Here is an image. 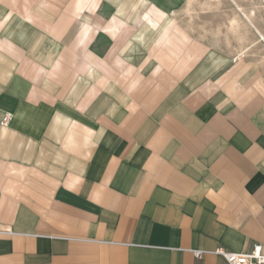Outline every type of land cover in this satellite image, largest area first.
Masks as SVG:
<instances>
[{
  "label": "crops",
  "instance_id": "crops-1",
  "mask_svg": "<svg viewBox=\"0 0 264 264\" xmlns=\"http://www.w3.org/2000/svg\"><path fill=\"white\" fill-rule=\"evenodd\" d=\"M256 244L264 66L158 0H0V264H228L216 250Z\"/></svg>",
  "mask_w": 264,
  "mask_h": 264
},
{
  "label": "rangeland",
  "instance_id": "rangeland-1",
  "mask_svg": "<svg viewBox=\"0 0 264 264\" xmlns=\"http://www.w3.org/2000/svg\"><path fill=\"white\" fill-rule=\"evenodd\" d=\"M158 1L163 3L169 9H172L173 11H175L177 13V17L182 22V24H184L193 34H195L196 37L206 41L209 45H211L218 52L226 54L227 56H230V57H239V51L241 49L240 41L237 38V36H233V34L229 33L228 28L230 27V21L234 17L235 13L236 14L239 13L242 17H244V13L246 12L248 13L254 9L255 0H234V1L223 0V5L220 7L221 10L219 9L217 10V12L215 11L211 13H208L207 11L203 13L204 11L203 10L201 11L199 4H194L193 7H189L188 6L189 0H158ZM190 9L191 11L192 10L193 11L191 12ZM185 12L189 15H187ZM254 26L256 29H260L264 33V12L263 11L260 10L257 12L256 19L254 20ZM215 28H218V29H215ZM214 31L217 33L220 31V33L215 34ZM211 33L213 34V36L211 35ZM223 36L225 38H223ZM208 37L209 39H207ZM227 38L230 40L232 39V40L228 42ZM250 38L252 40H256L255 41L256 43L254 44L251 50L252 52L249 54L248 57L252 59L253 61L260 63L261 66H264V63H263L264 43L258 40L257 36L251 35ZM216 42L218 43L220 42L219 44L221 45L217 44ZM225 42H226V45H224ZM228 44L229 46H227ZM232 44L234 46H231ZM230 46L233 47L234 49L231 48Z\"/></svg>",
  "mask_w": 264,
  "mask_h": 264
},
{
  "label": "bare ground",
  "instance_id": "bare-ground-1",
  "mask_svg": "<svg viewBox=\"0 0 264 264\" xmlns=\"http://www.w3.org/2000/svg\"><path fill=\"white\" fill-rule=\"evenodd\" d=\"M234 1V0H232ZM253 3V2H252ZM194 4H199L201 11L203 10L205 13V11H207L208 13L211 12H217V10L220 9V7L223 5V0H189L188 2V6L189 7H193ZM198 6V5H197ZM196 7V6H195ZM194 7V8H195ZM187 9V8H186ZM193 9V8H192ZM240 9V8H239ZM221 10V9H220ZM263 11L264 12V0H255L254 1V9L251 10L250 12H246L244 13V17H242L239 13L234 15V17L231 19L230 21V27L228 28L229 33L233 34V36H237V38L240 41L241 44V49L239 51V57H248L249 54L252 52V48L254 46V44L256 43V40H252L250 37L252 36H257L258 40H260L262 43H264V33L260 30V29H256L254 26V20L256 19L257 16V12L258 11ZM191 11V9H190ZM193 11V10H192ZM191 11V12H192ZM189 12V10H188ZM195 12V11H194ZM186 13V12H185ZM196 13V12H195ZM179 14V13H178ZM187 14V13H186ZM177 15V13H176ZM181 15V14H180ZM189 15V14H187ZM195 15V14H194ZM198 15V14H197ZM227 26V25H226ZM228 27V26H227ZM218 29V28H215ZM221 29V28H220ZM193 30V29H192ZM216 31V30H215ZM214 31V32H215ZM227 32V31H226ZM217 32H215L216 34ZM220 31L217 33L219 34ZM228 34V33H227ZM211 35L213 36V34L211 33ZM211 36V37H212ZM220 36V35H219ZM226 36V35H225ZM232 36V37H233ZM218 37V36H217ZM204 38V37H203ZM216 38V37H215ZM221 38V37H220ZM223 38H225L223 36ZM229 38V36H228ZM228 42H230L231 40L228 39ZM234 38V37H233ZM205 39V38H204ZM209 39V37L207 38ZM211 39V38H210ZM214 39V38H213ZM235 39V38H234ZM212 40V39H211ZM225 40V39H224ZM215 41V40H213ZM212 41V42H213ZM224 42V41H223ZM234 42V41H233ZM210 43V42H209ZM217 44H219L218 42H216ZM221 45V44H219ZM226 45V42L225 44ZM229 46V44L227 45ZM226 46V47H227ZM231 46H234L233 44ZM230 46V47H231ZM237 46V45H236ZM233 48V47H231ZM237 48V47H236ZM220 49V48H219ZM234 49V48H233ZM222 50V49H221ZM227 50V49H226ZM232 53V52H231ZM236 53V52H235ZM238 54V53H237ZM263 63H264V57H263Z\"/></svg>",
  "mask_w": 264,
  "mask_h": 264
},
{
  "label": "built area",
  "instance_id": "built-area-1",
  "mask_svg": "<svg viewBox=\"0 0 264 264\" xmlns=\"http://www.w3.org/2000/svg\"><path fill=\"white\" fill-rule=\"evenodd\" d=\"M8 122V118L5 119V123ZM9 233V230H2ZM194 256L201 260L205 251H194ZM216 255L223 257L228 264H264V249L260 244H256L250 252L247 253H234L224 249H218L215 252Z\"/></svg>",
  "mask_w": 264,
  "mask_h": 264
}]
</instances>
